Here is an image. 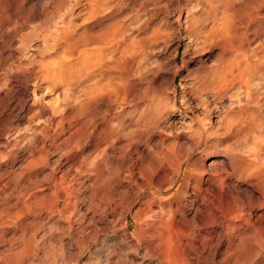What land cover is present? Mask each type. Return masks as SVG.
Segmentation results:
<instances>
[{
    "label": "rangeland",
    "instance_id": "rangeland-1",
    "mask_svg": "<svg viewBox=\"0 0 264 264\" xmlns=\"http://www.w3.org/2000/svg\"><path fill=\"white\" fill-rule=\"evenodd\" d=\"M27 1L0 0V97L10 91L5 101L3 98L2 102L0 100V264H264V1L254 3V0H221V8L217 6L216 14L208 10L210 15L208 13L205 18H210L213 14H219L217 17L220 18L219 10L221 12L228 4L229 7L234 4L238 8L232 21L233 36L239 45H228L222 58L219 55L222 50L219 49L196 53L190 44H186L184 34L177 30L176 15L194 6L196 0H110L111 5L122 3L121 10H115L112 13L114 15H111L123 19V33L128 37L127 52L128 48V53L132 49L129 55L134 56L131 60L133 62H124L121 70L123 77L129 76L123 83V91L85 108L82 107V92L90 82L80 83L81 79L76 81L74 76V86L68 87L72 91L66 93L65 78L57 92L58 102L51 101L54 99L53 95L45 96L42 111L31 106L32 92L36 96H42L45 90L42 87L50 80L40 67L41 59L46 60L51 56L59 59L64 56L61 52L64 46L73 48L77 38H74L75 41L71 38V43L63 44L62 47V31L72 21L69 31L72 32V37H77L80 31L73 23L78 25L89 22L83 18H87L88 11L85 10L89 9L87 4L91 0H50L45 6L38 2L28 4ZM92 2L103 4L109 0ZM76 5H80L79 8ZM72 6H75L73 11ZM106 21L104 14V22ZM133 35L135 38H132ZM55 50L62 54H57ZM27 52L30 53V58L24 59L22 54ZM236 59L239 62L245 59L244 64L247 62L252 71L251 83L246 85L250 89L249 101H245V85L239 82L233 89L240 86L241 90H231V93H235L231 96V101H236L234 105L241 101L240 106L233 105L235 108L231 106L227 110L230 104L228 96L216 104L208 97L207 103L198 99L194 92L197 87L195 85L201 79L204 83L203 78L206 79L205 74L208 73L206 68L217 65L220 69L224 63L231 61L234 64ZM137 64L139 65L136 66ZM75 68L72 69L76 70L73 72H77L78 69ZM43 77L45 81H42ZM207 81L208 79L205 83ZM240 109L243 111H239ZM60 111L65 113L60 114ZM223 111L242 115L245 113L246 122H251H243L244 116L234 118L237 113L233 119L243 125L246 123L247 126L244 125L243 129L238 127L243 125L236 121L233 122L234 125L227 124L229 127L226 123L219 125L218 112ZM78 112H107L106 118L114 126L122 124L121 128L119 126L122 134L105 140V126L101 122L103 116L98 114L96 125L89 127L88 139L82 137L78 140L83 153L90 155L91 163L82 160L84 154L74 148V142L68 146L65 143V139L80 130L81 123L76 117L69 123L64 119ZM246 112L249 116L253 112L254 114L250 118ZM254 115L256 118L253 119ZM82 117V121L88 118L85 115ZM257 119H262V125ZM208 120L211 121L209 125ZM254 121L256 124L259 122L257 127L251 126ZM255 123L253 125L256 126ZM221 127H228L230 130L227 132ZM248 127H252V130ZM195 128L204 136L202 143L193 148L197 137ZM242 130L244 132H240ZM59 132L61 134L52 143L53 135ZM216 133L218 134L215 135ZM242 133L248 137L245 134L241 136ZM97 139L105 141L107 158L104 160L99 156L94 158ZM32 148L34 151L43 149L41 156L44 159L35 158V162H39H34L33 167H29V150ZM65 149H71L68 156L64 155ZM251 150L258 151L256 159ZM78 153L79 158L74 159L72 156ZM176 155L184 158L180 161L181 171L177 181L171 186L172 177L176 173L175 167L169 162H174L173 156ZM234 158H238L239 162ZM58 160L60 161L57 162ZM245 161L250 162L249 166L247 163L245 165ZM234 163L240 165V170H235ZM150 165L161 168L160 172L163 170L155 177L156 190H149L142 185L143 175L148 177L146 168ZM62 175L64 180L60 187L58 180ZM199 177L202 181L201 186L199 185L202 193L195 198L193 187L195 183L198 184ZM216 177L223 178L224 182H219ZM54 184L57 186L54 187L55 192ZM135 184L143 186L140 193ZM214 185L228 198L236 199L237 213L235 226L232 228L227 227V222L222 219L213 225H209L212 220L208 223L206 203L202 198L205 197L206 200L209 194L212 195V190L218 192ZM143 192L148 197H154L151 199L155 201L153 208L157 211L156 200L159 198L165 202L163 211L170 210L169 206L171 210L180 207V210L177 208L176 227L181 232L185 230L186 233L187 230L193 235L189 239L159 241V235L166 239L171 233L170 228L174 233L177 228L173 226L168 229L163 222H156L150 228L138 224L133 219V211L129 213L127 209L140 204ZM136 193L138 195L135 196ZM32 194L35 198L40 197L37 203ZM44 196L48 198L44 200ZM67 201L70 202L69 205L66 204ZM179 202L181 203L178 204ZM182 213L185 215L184 221L180 219ZM200 220L207 222L202 221L200 229H197ZM193 221H197L196 224ZM196 229L200 231L197 232Z\"/></svg>",
    "mask_w": 264,
    "mask_h": 264
},
{
    "label": "bare ground",
    "instance_id": "bare-ground-1",
    "mask_svg": "<svg viewBox=\"0 0 264 264\" xmlns=\"http://www.w3.org/2000/svg\"><path fill=\"white\" fill-rule=\"evenodd\" d=\"M48 1H50V0H28L26 3H28V4H32V2L34 3V2H38L39 4H41V5H46L47 4V2ZM88 1H90V0H88ZM220 1L221 0H196V4L194 5V6H191V8H188V9H185V11L184 12H177L178 14L176 15V17H175V22H176V26H177V30L178 31H180V32H182L183 34H184V37H183V39L184 40H186V44L188 45V44H190L191 46H192V48H193V50H195L196 51V53H201V52H207V51H210L211 49H219L221 52H220V57H224L225 56V53H226V50L225 49H227V47H228V45L229 46H231V47H233V45H234V43L238 46L239 45V43L234 39V36H233V32H234V21H232V19H233V16H234V13H236L237 12V7L235 8V5L234 4H232V7H229L228 5H227V7H225V8H222V11L220 12V10H219V13H220V15H221V17L220 18H218L217 16L219 15V14H217V15H214V14H216L215 12H216V9H217V6H219V8H221L220 7ZM252 1V0H251ZM261 1H264V0H254L253 2L254 3H257V2H261ZM76 2H78L77 0H76ZM80 2V1H79ZM84 2V1H83ZM92 0L90 1V3H88L87 4V2L85 3V4H87V7H89V9H87V10H85V8L83 9V10H85L86 12H87V15H86V17L87 18H83V19H85V20H87V21H89L88 23H86L85 21V24H78V25H74V23H73V26L76 28V29H79V31H80V33L79 34H77L76 36L77 37H72V32L71 31H69L70 30V28H69V26L72 24V21H70L71 22V24H70V22L68 23V27H66L65 28V30L64 31H62V39H63V41H62V47H63V44L64 45H66V44H68L69 42H70V40H71V38H73V41H75L74 40V38H77L76 39V41L73 43V48H71V49H68V48H66L65 46L63 47V49H61V52L63 53V55L64 56H62V57H60L59 59H58V57L56 58V56L55 55H57V54H62L60 51V53H58L57 52V50H55L56 51V53L57 54H55L54 56L55 57H53V56H51V58H49V56H48V58L49 59H46V60H42L41 59V68L44 70V72H46L44 75L46 76V77H48V79L50 78V80L49 81H46V82H43V83H46V86L45 87H42L43 89L45 88V90H43L44 92L42 93L43 95L41 96H36L35 95V92L33 91L32 92V95H33V102H32V104H31V106L33 105L34 107H36V108H38L39 110H43V107H42V104H43V102H44V100H45V96H52L53 95V98L54 99H52L51 101H53V102H58V90H59V88L61 87V82H63L64 80H65V78H67V80H65V82H64V85L65 86H67V88H66V90L64 91V92H66V93H69V92H71L72 91V89H69L68 87L69 86H74V84H73V80L74 79H72V77H74V76H76V77H74L75 79H76V81H78L77 79H81V82H80V80H79V82L80 83H88V82H90L89 84H87L88 86H86L83 90V101H82V107H85V108H89V107H92L93 105H95V103H98L100 100H102L103 98H108V99H110L111 98V95L113 96L114 94H116V93H120L121 91H123V89H124V81H126L127 80V78L129 77H127V78H125V77H123L122 76V67H123V65H124V62H125V64H127L126 62H129L130 63V61L134 58V56H132V55H129V54H131V52H132V49H130L131 51H130V53H128L129 52V48H128V52H127V44H126V42L128 41V37H127V35H125L124 33H123V31L125 30V28H124V30H123V27H124V22H123V19L122 18H117V17H114V16H112V15H114V14H112L115 10H117V11H119V10H121V8H122V3L120 4V3H117V4H114V5H111L112 3H110V0H109V2H106V3H103V4H99V3H97V4H95L94 2H92ZM223 2V1H222ZM222 2H221V4H222ZM228 2H230V1H228ZM7 3V2H6ZM50 3V2H49ZM253 3V4H254ZM80 4V3H79ZM84 4H82V6H83ZM223 6H224V4H222ZM238 5V4H237ZM240 5V4H239ZM256 5V4H255ZM29 6V5H28ZM30 6H32V5H30ZM78 6H80V5H78ZM77 5H76V7H78ZM112 6H114V8L112 7ZM116 6V7H115ZM257 7H258V5H257ZM260 7V6H259ZM73 8H75V6H72V10L71 11H73ZM79 8V7H78ZM81 8V7H80ZM125 8V7H124ZM218 8V9H219ZM262 8V7H261ZM254 9V8H253ZM80 10V9H79ZM208 10L209 11H211V12H213L214 14H213V16H211L210 18H205L206 17V15H208ZM107 12V13H106ZM255 12H256V10H255ZM117 13H119V12H117ZM71 14H72V12H71ZM81 14H83V12H81ZM80 14V15H81ZM103 14V15H102ZM104 14H105V17L107 18V21L106 22H104ZM112 14V15H111ZM77 15H79L78 14V12H77ZM76 15V16H77ZM85 15V14H84ZM209 15H210V13H209ZM223 15V16H222ZM69 16H71V15H69ZM118 16H120L119 14H118ZM254 16V15H253ZM67 17V16H66ZM65 17V18H66ZM79 17V16H78ZM125 17V16H124ZM74 18V17H73ZM255 18V17H254ZM78 19V18H77ZM258 20V19H257ZM65 21V20H64ZM91 21V22H90ZM129 22V21H128ZM63 23H65V22H63ZM140 23V22H139ZM130 24V23H129ZM135 25H138V24H135ZM55 27V26H54ZM134 27H136V26H134ZM139 27V26H138ZM73 28V27H72ZM53 29V28H52ZM136 29H138V28H135V30ZM55 30H57V29H55ZM128 30H131V28L130 29H128ZM127 30V31H128ZM60 31V30H59ZM166 31H167V29H166ZM77 33V32H76ZM164 33V32H163ZM51 34H54L53 32L51 33ZM133 34V33H132ZM136 34V33H135ZM156 34V33H155ZM155 34H153V35H155ZM137 35V34H136ZM165 35V34H164ZM53 36V35H52ZM129 36H130V34H129ZM161 36V35H160ZM178 36V35H177ZM180 36V38H181V35H179ZM134 37V35L132 36V38ZM136 37H138V36H136ZM155 37H157V34H156V36ZM132 38H130V39H132ZM135 38V37H134ZM159 38V37H158ZM161 38V37H160ZM57 39H59V38H57ZM182 39V38H181ZM179 40V39H178ZM72 41V40H71ZM132 43L134 42V40H132L131 41ZM245 42V41H244ZM53 43H54V40H53ZM71 43V42H70ZM241 43V42H240ZM46 44V43H45ZM44 46V45H43ZM127 46V47H126ZM188 47V46H187ZM243 47V46H242ZM46 49H47V47H45ZM54 48H55V46H54ZM61 48V47H60ZM60 48H59V50H60ZM26 50V49H25ZM64 50V51H63ZM24 51V50H23ZM27 51V50H26ZM233 51V50H232ZM28 53V52H27ZM23 53L22 55V57L24 58V59H29L30 58V56H29V54L30 53ZM43 53V52H42ZM39 54V53H38ZM139 54V53H138ZM237 54V53H236ZM135 55V54H134ZM136 55H137V53H136ZM175 55V54H174ZM205 55V54H204ZM43 56V55H42ZM139 56V55H138ZM237 56V55H236ZM53 57V58H52ZM46 58V57H45ZM174 60V59H173ZM237 60V59H236ZM43 61H45V62H43ZM176 61V60H175ZM229 61V60H228ZM243 61H245V59L244 60H241L240 62L237 60V61H235V63L234 64H232V62L230 61V62H228V63H224L223 64V66L219 69L218 67H217V65L216 66H211V67H207L206 68V70L208 71V73L207 74H205V75H207V77H206V79H208V81L205 83V81H206V79L205 78H203L204 79V83H203V81H202V79L199 81L198 80V83L195 85V86H197L196 88H195V90H194V92H195V94H196V96H197V98L198 99H202V101H206V103H207V101H208V99H207V97L210 99V101H212L213 103H217V102H219V101H221L224 97H229V100H230V104L228 105V109L227 110H229V107H231V106H233L234 104H235V102L236 101H231V96H233L235 93H231V90L236 86V83L237 82H239V84L240 83H243L244 85H245V87H246V85L248 86V84L249 83H251V80H252V71H250V66H247L248 64H244V62ZM131 62H133V61H131ZM40 64V63H39ZM133 63H131V66H133L132 65ZM139 64H137L136 66H138ZM176 65V64H175ZM135 66V67H136ZM74 67H76L78 70H77V72H73V71H76V70H73L72 71V69L74 68ZM125 67H126V65H125ZM130 67V66H129ZM75 68V69H76ZM124 68V67H123ZM140 68H141V66H140ZM139 68V69H140ZM143 68V67H142ZM41 69V70H42ZM126 69V68H125ZM124 69V70H125ZM124 70H123V72H124ZM133 70V69H132ZM140 71V70H139ZM254 71V70H253ZM42 73H43V71H41ZM134 72V71H133ZM200 72H202V71H200ZM125 73V72H124ZM31 74V73H30ZM127 74V73H126ZM44 79V77L42 78V81H45V80H43ZM46 79V78H45ZM97 79V80H96ZM131 79V78H130ZM69 80V81H68ZM8 81V80H7ZM75 81V80H74ZM91 81H94V82H91ZM202 81V82H201ZM133 82V81H132ZM76 83V82H75ZM130 83V82H129ZM136 83V82H135ZM41 84V83H40ZM40 84H39V86H40ZM5 85H7V83L5 84ZM4 85V86H5ZM8 86H9V84H8ZM243 86V85H242ZM6 87V86H5ZM35 87V86H34ZM84 87V86H83ZM240 86H238L237 88L238 89H240L239 88ZM237 88H235V89H237ZM6 89V88H5ZM35 89H37V88H35ZM38 89H39V87H38ZM41 89V88H40ZM235 89H233L232 91H234ZM246 90L244 91L243 90V93H245L244 94V96H245V101H249V97H250V94H249V91H250V89H249V87H246L245 88ZM64 90V89H63ZM241 90V89H240ZM239 90V91H240ZM37 91V90H36ZM42 91V90H41ZM235 91H237V90H235ZM10 92V91H9ZM9 92H6L5 93V95L3 96V97H0V100H1V102H2V98L4 99V101H5V98H7V96L9 97V95H10V93ZM62 93V92H61ZM239 92H237V94H238ZM22 94V93H21ZM206 95V97L204 96V95ZM61 95V94H60ZM208 95V96H207ZM26 96V95H25ZM120 96V95H119ZM62 97H63V95H62ZM80 98H82V97H80ZM11 100V99H10ZM82 100V99H81ZM103 100H105V99H103ZM8 101V99L6 100V102ZM117 101V100H116ZM200 101V100H199ZM210 101H209V103H210ZM239 101V100H238ZM241 102V101H240ZM240 102H237V104L240 106ZM46 103V102H45ZM205 103V102H204ZM205 103V104H206ZM234 103V104H233ZM247 103V102H246ZM251 103V102H250ZM236 104V105H237ZM245 104V103H244ZM46 105V104H45ZM236 105H234V106H236ZM16 106V105H15ZM207 106V105H206ZM233 106V107H234ZM238 106V107H239ZM244 106V105H243ZM247 106V105H246ZM58 108V107H57ZM213 108V107H212ZM216 108V107H215ZM232 108V107H231ZM235 108V107H234ZM241 108H244V107H241ZM217 109V108H216ZM246 109V108H245ZM244 109V110H245ZM222 110V109H221ZM231 110V109H230ZM243 111V109H240L239 111ZM45 111V110H44ZM210 111V110H209ZM217 111H219L218 109H217ZM50 113V112H49ZM48 113V114H49ZM61 113H63V112H61L60 111V114ZM65 113V112H64ZM63 113V114H64ZM155 113V112H154ZM159 113V112H158ZM207 113V112H206ZM219 114V116L217 117L218 119H219V125H225V123H226V126H228L229 127V125L230 124H232L233 122L234 123H236L237 122V120H235V119H233V116H235L236 114H235V112H233V111H229V112H218ZM242 113V112H241ZM244 113V112H243ZM247 113V116H249L248 115V112H246ZM250 113H252V112H249V114ZM38 114H39V112H38ZM53 113L51 112V115H52ZM62 114V115H63ZM98 114L99 115H102L103 116V118L101 119L102 121L101 122H104V131H103V134H104V136L103 137H106V139L105 140H108L109 138H111L113 135H119V134H122V130L120 129L121 128V126L120 125H122L121 123H119L118 125L116 124V126H114L115 124L113 123V122H111V120H107V112H78V113H73V115L72 116H67V118H61V119H64V121L66 120V121H68V123H69V121H71V120H74V118L76 117V118H79L80 120V123H81V127H80V130L79 131H77L74 135H72V136H70V137H68L67 139H65V143H66V145L68 146L69 144H71V142H74L75 143V146H74V148H76V149H79V153H81L82 155L84 154L85 155V153H83V151H82V148L80 147V145H79V139L81 138L82 139V137H84V138H87L88 139V137H89V133H88V131H89V127H93V126H95L96 125V120H97V117H98ZM208 114V113H207ZM240 113H238L237 114V116H235L234 118H238V116H244L245 115V113L242 115V114H240ZM252 114H254V112L252 113ZM252 114H250L251 116H252ZM41 115V114H40ZM68 115V114H67ZM82 115L84 116H87L88 118H87V120H85V121H82ZM255 115H256V113H255ZM253 116V119L254 118H256V116ZM157 116V115H156ZM206 116V115H205ZM251 116H249L250 118H251ZM257 116H258V114H257ZM162 117V116H161ZM259 117V116H258ZM75 118V119H76ZM150 118H152V117H150ZM157 118H159V116L157 117ZM240 119H241V123H243V122H246V119H247V117L245 118V116L243 117V122H242V118L241 117H239ZM245 118V119H244ZM48 119V118H47ZM109 119V118H108ZM153 119H156V117H153ZM203 120V119H202ZM205 120V119H204ZM258 120V119H257ZM262 120V119H261ZM261 120H258V121H260V123L259 124H261L262 122H261ZM155 121V120H154ZM236 121V122H235ZM248 121V120H247ZM250 121V120H249ZM248 121V122H249ZM47 122V121H46ZM216 122V121H215ZM248 122H246V123H248ZM251 122V121H250ZM74 123V122H73ZM199 123V122H198ZM217 123V122H216ZM230 123V124H229ZM234 123H233V125H234ZM238 123V122H237ZM246 123H244V125H246ZM254 123H255V121H254ZM254 123H250L251 124V126L253 127H257V124H256V126L255 125H253ZM62 124H63V122H62ZM207 124L209 125V124H211V121L210 120H208L207 121ZM218 124V123H217ZM227 124H229V125H227ZM238 124H240V123H238ZM249 124V125H250ZM80 125V124H79ZM204 125V124H203ZM218 125V126H219ZM240 125H243V124H240ZM244 125H243V127L241 126H239L238 125V127L239 128H244ZM262 125V124H261ZM45 126V125H44ZM119 126H120V128H119ZM217 126V127H218ZM247 126V125H246ZM216 127V128H217ZM228 127H226V129H224L223 127H221V128H223V130H225V131H227V130H230V129H228ZM235 127H237V125L235 126ZM235 127H233V128H235ZM237 127V128H238ZM252 127H248L249 129H251ZM45 128V127H44ZM43 128V129H44ZM150 128V127H149ZM207 128V127H206ZM215 128V129H216ZM218 128H220V127H218ZM239 128H238V130H239ZM247 128V127H246ZM245 128V129H246ZM259 128H260V126H259ZM258 128V129H259ZM43 129H41L40 131H43L44 132V130ZM196 129V128H195ZM200 129V128H199ZM232 129V128H231ZM247 130V131H250V130ZM256 129V128H255ZM233 130V129H232ZM238 130H237V137H238ZM241 130V129H240ZM252 130V129H251ZM39 131V133H41ZM62 129L60 130V132L62 133ZM92 131V130H91ZM196 131V133L195 134H197V137H196V135H195V137H196V140H195V142L193 143V148L194 147H197L198 145H200L201 143H202V138H203V136H202V132L201 131H199L198 129H196L195 130ZM234 131H235V129H234ZM233 131V132H234ZM246 131V130H245ZM246 131V132H247ZM55 133V135H53V139H51V142L52 143H54L55 142V139L61 134V133ZM101 132V131H100ZM201 132V133H200ZM208 132V131H207ZM215 132V131H214ZM228 132V131H227ZM240 132H244V130H242V131H240ZM245 132V133H246ZM256 132V131H255ZM114 133H116V134H114ZM208 133H210V132H208ZM212 133V132H211ZM230 133V132H229ZM244 133V134H245ZM249 133V132H248ZM251 133V132H250ZM254 133V132H253ZM36 134V133H35ZM44 134V133H43ZM43 134H42V136H43ZM126 134V133H125ZM218 133H216L215 135H217ZM227 134V133H226ZM231 134V133H230ZM243 133L241 134V136H245ZM209 135V134H208ZM220 135V134H219ZM193 136V135H192ZM44 137H45V135H44ZM102 137V138H103ZM121 137V136H120ZM206 137V136H205ZM218 137V136H217ZM246 137H248V135H246ZM43 138V137H42ZM116 138V137H115ZM234 138H235V136H234ZM240 138V137H239ZM243 137H241L240 139H242ZM44 139V138H43ZM80 139V140H81ZM239 139V140H240ZM248 139V138H247ZM71 140V141H70ZM102 140H104V138L102 139ZM112 140V139H111ZM84 141V140H83ZM100 141V140H99ZM98 141V139L96 140V143H95V151H93V152H96L95 154V156H94V158H97L98 156L99 157H102L103 158V160H104V158L106 157V148H105V141H100L99 142ZM194 141V140H193ZM95 142V141H94ZM206 142V141H205ZM207 143V142H206ZM63 144V143H62ZM83 144H85V143H83ZM211 144V143H210ZM79 145V146H78ZM80 147V148H79ZM60 148V147H59ZM33 149V148H32ZM29 150V154H30V160H29V162L27 163L28 164V166L29 167H33V165L35 164V163H38V162H35L36 161V159H41V160H43L44 159V157H43V159H42V156H41V153H43L44 151H42L43 149H41V150H38V151H34V149L33 150ZM67 149V148H66ZM65 149V151L63 150V152H64V155L66 154L67 156L71 153V149L69 150H66ZM216 149V148H215ZM230 149V148H229ZM235 149V148H234ZM250 149V148H249ZM260 149V148H259ZM253 150H254V148H253ZM253 150H251V151H253ZM62 151V150H61ZM231 151V149L229 150V152ZM239 151V150H238ZM256 151V152H255ZM255 151H253V155H254V157H255V159L258 157V155L257 156H255V154L256 153H258V151L257 150H255ZM262 151V150H261ZM246 152V151H245ZM61 153V152H60ZM79 153L78 154H75V155H73L72 157L74 158V159H77V158H79ZM92 153V152H91ZM90 153V154H91ZM232 153V152H231ZM259 153H260V151H259ZM108 154V153H107ZM227 154V153H226ZM83 155V156H84ZM232 155V154H231ZM230 155V156H231ZM260 155V154H259ZM63 156V155H62ZM82 156V158H84V159H82L83 161L85 160V161H89V159H90V155H88V154H86L85 155V157H83ZM230 156H228V157H230ZM41 157V158H40ZM70 157H71V155H70ZM36 158V159H35ZM107 158V157H106ZM184 157H180V156H173V159H174V162H169V163H171L172 164V166L173 167H175V172L174 173H176V174H174V176L172 177V180H171V186L172 185H174L175 184V182L177 181V178H178V176H179V173H180V171H181V160L183 159ZM73 159V160H74ZM80 159H81V157H80ZM234 159H236V158H234ZM238 159V158H237ZM236 159V160H237ZM243 159H245V158H243ZM246 159H248V158H246ZM259 159V158H258ZM41 160H40V162H41ZM79 160V159H78ZM233 160V159H232ZM241 160V159H240ZM260 160V159H259ZM60 160H58L57 162H59ZM238 161V160H237ZM35 162V163H34ZM76 162V161H75ZM239 162V161H238ZM56 163V162H55ZM88 163V162H87ZM89 163H91L90 161H89ZM88 163V164H89ZM93 163V162H92ZM95 163V162H94ZM165 163V162H164ZM168 163V164H169ZM242 163V162H241ZM246 163H247V161H245V165H246ZM250 162H248L247 163V165L249 164ZM57 164V163H56ZM167 164V165H168ZM90 165V164H89ZM84 166L86 167V165L84 164ZM83 166V167H84ZM91 166V165H90ZM164 166V165H163ZM192 166H194V165H192ZM233 166H234V168H235V170L236 169H239L240 168V165L238 164V163H234L233 164ZM243 166H244V162H243ZM249 166V165H248ZM256 166V165H255ZM262 166V165H261ZM264 166V165H263ZM36 167V166H35ZM84 167V168H85ZM94 167V166H93ZM37 168V167H36ZM162 168H164V167H162ZM248 168V167H247ZM242 169V168H241ZM85 170H86V168H85ZM87 170H88V168H87ZM95 170V169H94ZM93 170V171H94ZM146 170H147V175H148V177L144 174L143 176V182H142V185L143 186H146L149 190L151 189V190H153V189H155L156 190V188L154 187V180H155V177H156V175L157 174H159V173H161V172H163V170L160 172V170H161V168L159 169V168H154L152 165H150L149 167H147L146 168ZM234 170V169H233ZM240 170V169H239ZM245 170V169H244ZM248 170V169H247ZM165 171V170H164ZM237 171V170H236ZM64 172V171H63ZM80 172L82 173V171L80 170ZM92 172V171H91ZM166 172V171H165ZM189 172V171H188ZM262 172V171H261ZM233 173H235V172H233ZM87 174V173H86ZM162 174H165V173H162ZM162 174H160V176H163ZM167 174V173H166ZM262 174V173H261ZM21 175V174H20ZM192 175V174H191ZM220 175V174H219ZM259 175H260V173H259ZM50 176V175H49ZM158 176V175H157ZM160 176L158 177V178H160ZM166 176V178H167V175H165ZM189 176H190V174H189ZM249 176V175H248ZM17 177H18V175H17ZM16 177V178H17ZM20 177V176H19ZM63 177H64V175H62V177H59V179L60 180H58V181H60V184H59V186L60 187H62V182H63ZM193 177V176H192ZM202 177V176H201ZM224 177V176H223ZM194 178H195V176H194ZM216 178H218V177H216ZM263 179H264V177H262ZM189 179V178H188ZM223 178H218L217 180L219 181H223L224 182V180H222ZM255 179V178H254ZM55 180V179H54ZM67 179H65V181H66ZM114 180V179H113ZM135 180V179H134ZM157 180V179H156ZM164 178H163V182H164ZM259 180H260V177H259ZM258 180V182L260 183V181ZM131 181H132V179H131ZM140 181H142L141 179H140ZM159 181V180H158ZM194 181V180H193ZM217 181V182H218ZM219 181V182H220ZM17 182V181H16ZM137 182V181H136ZM186 182H187V180H186ZM201 179H200V177H199V182H198V184L197 183H195L194 184V187H193V190H195V193H193V194H196L194 197L196 198H198V196H200L201 195V191H200V187H199V185L201 186ZM218 182V183H219ZM69 183V182H68ZM125 183V182H124ZM131 183V182H130ZM203 183H204V181H203ZM222 183V182H221ZM221 183H219L220 185H222ZM264 183V180H263V182H262V184ZM132 184V183H131ZM130 184V185H131ZM216 184V183H215ZM136 186V188H137V190H139V193L141 192V189H142V185L140 184V185H137V184H135ZM202 185H204V184H202ZM220 185H218V186H220ZM224 185V184H223ZM222 185V186H223ZM125 186L127 187L128 185H126L125 184ZM215 186V185H214ZM217 186V185H216ZM215 186V188L217 189V191L218 192H216V191H213L212 190V195L210 196V194H209V196H208V193H207V195L206 194H204V195H206V196H208V197H206L207 199V201L204 199V198H202V201H204L205 203H206V206H205V208H206V213H208V214H206V218L208 219V223H209V221L211 222V220H212V222L209 224V225H213V224H216L218 221H219V219H222V220H224V221H226L227 222V227H234L235 226V222H234V220L236 219V213H235V208H237V203H236V199L235 198H228V196L225 194V193H223V192H221V191H219V189H218V187H216ZM54 187L55 188H57V186H56V184H54V186H53V191H54ZM120 187V186H119ZM122 187V186H121ZM132 187V186H131ZM134 187V188H135ZM174 187V186H173ZM186 187V186H185ZM29 188V187H28ZM31 188V187H30ZM52 187H50V189H51ZM124 188V187H123ZM130 187H128V189H129ZM183 188V187H182ZM204 188V187H203ZM49 189V190H50ZM160 189V188H159ZM214 189V188H213ZM223 189V188H222ZM52 190V189H51ZM56 190V189H55ZM67 190H69V188L67 189ZM120 190V189H119ZM123 190V189H122ZM127 190V189H126ZM146 190V189H145ZM184 190V189H183ZM183 190H182V192H183ZM187 190V189H186ZM70 191V190H69ZM69 191H67V192H69ZM185 191V190H184ZM208 191V190H207ZM55 192V191H54ZM131 192V191H130ZM129 191H128V193H130ZM180 192V191H179ZM201 192V193H200ZM45 193V192H44ZM43 193V194H44ZM71 193V192H70ZM72 193H73V191H72ZM123 193H124V191H123ZM125 193H127V191L125 192ZM144 193V192H143ZM209 193H210V191H209ZM42 194V193H41ZM42 194V195H43ZM46 194V193H45ZM44 194V195H45ZM51 194H53V192L51 193ZM118 194V193H117ZM145 194L146 193H144V197H142V199H141V202H140V204L138 205V204H136V205H138L137 207H130L129 209H127V211L129 210V213L131 212V211H133V214H134V216H133V219L138 223V224H140L142 227L144 226V227H146V228H150V227H152V226H154L155 225V223L156 224H160V223H158V222H163L164 224H166L168 227V229H169V227H173V226H175L174 228H177L176 226H177V223H176V219H177V216H178V211H177V208L179 209L180 207H176L175 209H172L171 210V208H170V206H169V209L170 210H168V211H166V209L163 211V208L165 207L164 206V203L165 202H163L164 200L162 199V198H159V199H157L156 201H158V202H156V203H158L157 204V208H158V210L159 211H157V210H155L154 208H153V206H154V204H155V201H153L152 199L154 198V197H148V195L146 194V196H145ZM186 194H187V192H186ZM186 194H184L185 196H186ZM231 194V193H230ZM33 195V194H32ZM39 195V194H38ZM124 196H125V194H123ZM129 195H131V194H129ZM133 195V194H132ZM136 195H138V193H136L135 194V196ZM143 195V194H142ZM141 195V196H142ZM181 195H182V193H181ZM203 195V194H202ZM34 196V195H33ZM40 196V195H39ZM47 196V195H46ZM141 196H139V197H141ZM153 196V195H152ZM180 196V195H179ZM183 196V195H182ZM36 196H34L33 198H35ZM69 197H70V195H69ZM126 197H128V196H126ZM133 197H134V195H133ZM201 197H203V196H201ZM32 198V199H33ZM40 198V197H39ZM39 198H35L34 200L36 201V203L38 202V200H40ZM43 198H45L44 200H46L47 198L44 196ZM120 198V197H119ZM124 198V197H123ZM122 198V199H123ZM152 198V199H151ZM135 199V198H134ZM139 199V198H138ZM181 199V198H180ZM29 200V199H28ZM66 200V199H65ZM64 200V201H65ZM69 200V199H68ZM174 200V199H173ZM30 201V200H29ZM32 201V200H31ZM30 201V202H31ZM179 201H181V200H179ZM195 202H196V200H194ZM193 201V202H194ZM28 202V201H27ZM66 202V201H65ZM169 202V201H168ZM174 202V201H173ZM192 202V203H193ZM194 202V203H195ZM35 203V202H34ZM50 203V202H49ZM70 203V202H69ZM69 203H68V201H67V203L66 204H68L69 205ZM132 203V202H131ZM135 203V202H134ZM181 202H179L178 204H180ZM167 204V203H166ZM173 204V203H172ZM177 204V203H176ZM26 205H27V203H26ZM30 205V204H29ZM40 205V204H39ZM38 205V206H39ZM175 205V204H174ZM203 205V204H202ZM33 206V205H32ZM66 206V205H65ZM115 206V205H114ZM164 206V207H163ZM177 206V205H176ZM201 206V205H200ZM172 207V206H171ZM175 207V206H174ZM203 207H204V205H203ZM13 208V207H12ZM11 208V209H12ZM29 208V207H28ZM166 208H168V207H166ZM182 208H183V206H182ZM31 210V209H30ZM180 210V209H179ZM63 211H66L65 209L63 210ZM68 211V210H67ZM201 211V210H200ZM165 212H168V213H165ZM35 213V212H34ZM127 213V212H126ZM179 213H181V212H179ZM15 215H16V213H14ZM18 214V213H17ZM64 214V213H63ZM27 215V214H26ZM219 215V216H218ZM14 216V215H13ZM62 216V215H61ZM241 216V215H240ZM19 217V216H18ZM18 217H15L16 219L18 218ZM180 219H182L183 221H184V218H185V215H184V213H182L181 215H180ZM194 218V217H193ZM205 218V219H206ZM238 218V217H237ZM195 219V218H194ZM193 219V220H194ZM57 220H59V219H57ZM198 220V219H197ZM221 220V221H222ZM202 221H205V220H202ZM201 220L200 221H198V228L197 229H200L199 228V226L201 225V223H203ZM190 222V221H189ZM192 222V221H191ZM197 222V221H196ZM196 222L195 221H193V223L194 224H196ZM205 222H207V220L205 221ZM181 223V222H180ZM179 223V224H180ZM185 223H187V222H185ZM192 223V224H193ZM219 223V222H218ZM222 223V222H221ZM224 223V222H223ZM222 223V224H223ZM183 224V222L181 223V226L182 227H185V226H183L182 225ZM193 224V225H194ZM125 225V228L127 227L126 226V224H124ZM203 225V224H202ZM187 226H189L188 224H187ZM196 226V225H195ZM194 226V227H195ZM203 226H205L206 227V225H203ZM182 227H181V229H182ZM201 227V226H200ZM211 227H213V226H211ZM204 228V227H203ZM208 228V227H207ZM230 228V229H231ZM171 229V233H169L168 235H167V238L166 239H163L160 235L158 236V240L159 241H161V239L162 240H165V241H167V242H169V241H172L174 238L175 239H185V238H187V239H189L190 237H191V234H189L188 233V231L186 230V233H184V231H180V228L178 229H176V232L174 233V231L172 230V228H170ZM184 229H186V228H184ZM196 229V230H197ZM148 231V230H147ZM180 231V232H179ZM200 230H197V232H199ZM196 232V231H195ZM178 233H182V234H178ZM193 235V234H192ZM246 237V236H245ZM244 239V238H243ZM157 241V240H156ZM263 241V240H262ZM166 251L168 252V250L166 249Z\"/></svg>",
    "mask_w": 264,
    "mask_h": 264
}]
</instances>
